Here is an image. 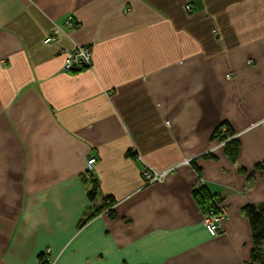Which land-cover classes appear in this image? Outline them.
Here are the masks:
<instances>
[{
    "label": "crops",
    "instance_id": "obj_1",
    "mask_svg": "<svg viewBox=\"0 0 264 264\" xmlns=\"http://www.w3.org/2000/svg\"><path fill=\"white\" fill-rule=\"evenodd\" d=\"M77 45L91 66L66 71ZM258 164L264 0H0V264H262ZM202 185L227 210L215 236Z\"/></svg>",
    "mask_w": 264,
    "mask_h": 264
},
{
    "label": "built area",
    "instance_id": "obj_2",
    "mask_svg": "<svg viewBox=\"0 0 264 264\" xmlns=\"http://www.w3.org/2000/svg\"><path fill=\"white\" fill-rule=\"evenodd\" d=\"M187 10H192V5H187ZM65 24L73 29L77 26L76 21L72 16L67 17ZM53 40L52 37L46 39L47 43ZM64 61V69L66 71L79 70L85 67L91 66L92 60V47L90 45H77L74 49L67 51ZM190 159L184 160L182 164H189ZM97 160L92 157L88 160L87 173L91 174L94 170ZM173 168L158 170L154 167H146L142 170V177L144 182L149 185L155 182L162 181L168 173H170ZM215 204L210 209L203 211V223L208 232L211 235H218L223 226V220L227 216V210L221 205V200L219 198L215 199ZM49 253H46V257ZM47 260H49L47 258ZM49 264H54L50 261Z\"/></svg>",
    "mask_w": 264,
    "mask_h": 264
},
{
    "label": "trees",
    "instance_id": "obj_3",
    "mask_svg": "<svg viewBox=\"0 0 264 264\" xmlns=\"http://www.w3.org/2000/svg\"><path fill=\"white\" fill-rule=\"evenodd\" d=\"M234 134L235 133L233 129H231V127L223 125L220 128L216 129L215 135H214V137L216 138L220 137V140L222 142H225L224 143L225 145L227 144V148L229 149L230 154L232 156H235L238 150V146H239V141L238 139H236V137H234ZM130 155L134 158L136 157V154L134 151H130ZM257 167L260 169H264V166H262L261 164H258ZM98 193H99V183L97 180L93 179L91 189L88 192L89 199L93 201L96 198ZM193 195L195 199L198 201V203L200 204L203 211H206L210 209L211 207H213L215 204L214 201L216 198H219L221 200L220 197L212 194L208 190V188L203 185L197 187L193 191ZM107 199H108V208L110 209L116 203L114 199L110 197H108ZM244 212L247 215L250 221L251 228H252V235H253V242H254V251H253L252 259L259 260L262 264H264V251L261 250V246L264 242V206H255V205L249 204L246 207H244ZM44 256L46 257L45 254ZM42 257L43 255H41V258ZM43 262L44 264H49L50 261L46 259Z\"/></svg>",
    "mask_w": 264,
    "mask_h": 264
}]
</instances>
